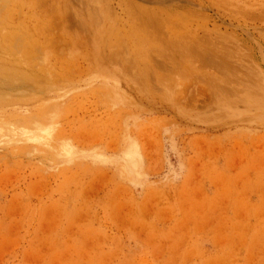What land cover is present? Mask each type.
Here are the masks:
<instances>
[{
    "label": "rangeland",
    "instance_id": "374dc122",
    "mask_svg": "<svg viewBox=\"0 0 264 264\" xmlns=\"http://www.w3.org/2000/svg\"><path fill=\"white\" fill-rule=\"evenodd\" d=\"M8 2L0 264H264V0Z\"/></svg>",
    "mask_w": 264,
    "mask_h": 264
},
{
    "label": "bare ground",
    "instance_id": "6f19581e",
    "mask_svg": "<svg viewBox=\"0 0 264 264\" xmlns=\"http://www.w3.org/2000/svg\"><path fill=\"white\" fill-rule=\"evenodd\" d=\"M4 1H5V3H6V6H5V7H7V2H8L9 0H0V8H1V7H2V8L4 7V6H1V2H4ZM21 1H23V0H21ZM36 1H38V0H36ZM10 2H12V1H10ZM13 3H14V2H13ZM13 3H11V4H13ZM8 4H9V2H8ZM20 4H21V3H20ZM30 4H31V3H30ZM32 4H33V3H32ZM38 5H39V4H38ZM9 6L11 7L10 4H9ZM16 7H17V6H16ZM36 7H37V6H36ZM11 8H12V7H11ZM3 9H4V8H3ZM5 9H6V8H5ZM14 9H15V8H14ZM16 9H17V8H16ZM8 10H9V9H8ZM11 10H12V9H11ZM13 11H14V10H13ZM13 11H12V13H13ZM1 12H3V11H0V13H1ZM4 12H5V11H4ZM9 12H10V10H9ZM3 14H4V13H3ZM6 14H7V10H6ZM0 15H2V14H0ZM10 15H11V14L7 15V17L10 16ZM3 16H4V15H3ZM3 16H2V17H3ZM11 16H12V15H11ZM2 17H1V18H2ZM1 18H0V19H1ZM4 18H6V17H3L2 20H3ZM10 18H13V17H10ZM17 19H18V18H17ZM13 20H14V19H13ZM4 21H6V20H4ZM11 21H12V20H11ZM2 22H3V21H2ZM7 22H8V21H7ZM7 22H6V24H7ZM9 22H10V21H9ZM14 22H15V21H14ZM14 22H13V23H14ZM17 23H18V22H17ZM51 23H52V21H51ZM11 24H12V23H11ZM14 24H15V23H14ZM14 24H13V25H14ZM4 25H5V24H4V22H3L2 26H4ZM8 26H9V27L11 26L10 23H9ZM15 26H16V25H15ZM4 27L6 28L7 26L5 25ZM9 27H8V28H9ZM51 27H52V24H51ZM8 28H7V29H8ZM0 29H1V28H0ZM10 29H11V28H10ZM16 30H17V28H16ZM12 33H13V32H11V31H7V30H5L4 32H1V31H0V44L3 43L5 40L8 41L9 38L12 37V36H11ZM14 35H15V34H14ZM12 38H13V37H12ZM9 41H10V43H11V40H9ZM13 41H14V38H13ZM100 42H101V41H100ZM4 43L6 44V42H4ZM31 44H32V43H31ZM3 46H5V45H3ZM3 46H0V47L2 48ZM5 49H6V48H5ZM1 51H2V50H1ZM0 53L2 54L3 51L0 52Z\"/></svg>",
    "mask_w": 264,
    "mask_h": 264
}]
</instances>
